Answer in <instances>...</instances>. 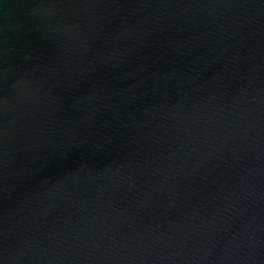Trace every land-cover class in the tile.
<instances>
[{
  "label": "water",
  "instance_id": "obj_1",
  "mask_svg": "<svg viewBox=\"0 0 264 264\" xmlns=\"http://www.w3.org/2000/svg\"><path fill=\"white\" fill-rule=\"evenodd\" d=\"M0 264H264V0H0Z\"/></svg>",
  "mask_w": 264,
  "mask_h": 264
}]
</instances>
